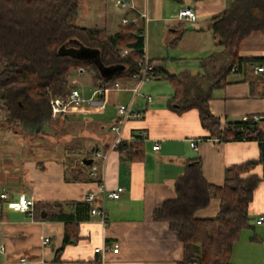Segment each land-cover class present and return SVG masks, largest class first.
Masks as SVG:
<instances>
[{"label": "crops", "instance_id": "1", "mask_svg": "<svg viewBox=\"0 0 264 264\" xmlns=\"http://www.w3.org/2000/svg\"><path fill=\"white\" fill-rule=\"evenodd\" d=\"M125 1L131 2L135 10H122L118 27L123 19L144 22L146 58L161 63L171 74L198 75L203 73L205 60L220 51L210 29L211 20L234 0ZM185 8L195 12L194 21L180 17ZM140 14H147V20L140 18ZM117 31L118 28L107 34ZM177 38L178 42L173 44ZM239 56L264 58V32L257 31L245 38L240 44ZM229 81L230 84L216 88L209 101L211 113L223 127L227 122L241 121L245 116L264 114V73H257L255 67L248 68L236 73ZM120 83L123 90H116L113 85L109 87L104 106L73 105L58 117L82 119L93 125L97 133L85 136L94 141L92 148L85 146L83 137L72 136L71 140L68 138L69 144L62 146L63 158L37 159L32 154L36 151L34 142L31 155L24 150L13 154L0 143V196L9 192L12 199L25 195L35 203L67 205L83 202L88 194H95L94 208H104L107 214L106 225L100 216L93 214L88 220L72 224L77 226L72 232L77 233V239L65 245V222L14 212L0 198V264H22L23 258L33 264H98L101 253L97 254L96 250L114 243L119 251H108L105 264H183V243L167 222L155 221L153 214L163 203L176 199V183L184 173L185 164L196 158L202 161L207 183L219 187L224 186L229 167L256 163L243 175L245 180L255 178L259 182L252 191L249 205L250 225L233 245L231 263L264 264V225L256 224L264 212V160L260 144L257 141L209 139L210 132L203 127L199 110L191 109L182 114L173 111L171 102L176 93L169 80L140 83L131 78ZM71 85L77 90L74 84ZM134 88L139 89L138 94L132 91ZM95 89L93 84L90 93H80L88 99ZM121 105L143 114V118H132L125 123L123 139L130 142L143 131L149 136L148 140L137 142L142 145V152L134 159L113 148L116 135L110 127L120 117L118 109ZM0 113V139L10 128L15 137L21 135L27 140L45 138L48 132L46 127L42 133L28 134L26 126L18 122L9 127L7 111L2 104ZM93 117H100L105 122L93 121ZM155 145L160 146L159 151L153 150ZM94 151L104 156L96 162L105 194L120 187L125 189L117 200L104 198L96 180L73 181L74 172L78 170L67 169L69 164L74 166L73 160H83ZM68 152H73L70 154L74 156H68ZM90 172L87 168L84 176L90 178ZM220 208V199L212 198L207 207L195 213V217L214 219ZM70 210L71 206L63 208L65 213ZM46 238L50 239L49 244H44Z\"/></svg>", "mask_w": 264, "mask_h": 264}, {"label": "trees", "instance_id": "2", "mask_svg": "<svg viewBox=\"0 0 264 264\" xmlns=\"http://www.w3.org/2000/svg\"><path fill=\"white\" fill-rule=\"evenodd\" d=\"M79 12L80 0H0V104L6 108L9 127L18 122L32 135L44 132L52 119L51 97L65 96L75 89L69 81L72 71L89 73L96 88L110 87L116 81L141 74L139 62L146 56L144 22L120 25L116 33L107 34L78 26ZM210 29L220 51L205 60L202 74H171L161 63L147 59L145 77L169 80L176 93L171 102L173 111L182 114L199 110L201 123L210 132L209 139L257 141L264 160L261 123L250 117L248 121L227 122L223 127L209 108L213 91L231 83L230 74L264 62V58L239 56L245 38L257 31L264 32V0L232 1L225 11L212 18ZM80 46L98 50L104 67L124 66L125 70L112 78L103 76L94 62L67 53V49ZM125 50L128 54L123 56ZM137 142H124L115 149L134 159L142 152V145ZM95 153L85 158L94 159ZM73 162L74 166L67 167L68 171L72 167L78 170L73 181L102 182L99 175L84 176L90 166L82 164L81 159ZM255 166L256 163H247L229 167L225 184L219 187L205 180L200 158L185 164L184 173L176 183V199L163 203L153 214L155 221L167 222L183 243V264H232V248L250 225L249 205L259 182L255 178L245 180L243 175ZM212 198L221 201L217 217L197 219L195 213L207 207ZM65 206H71L72 210L65 213ZM93 208V203L85 201L67 205L37 202L34 216L65 222L66 245L77 239V233H72L77 226L72 224L88 220Z\"/></svg>", "mask_w": 264, "mask_h": 264}, {"label": "built area", "instance_id": "3", "mask_svg": "<svg viewBox=\"0 0 264 264\" xmlns=\"http://www.w3.org/2000/svg\"><path fill=\"white\" fill-rule=\"evenodd\" d=\"M116 5L119 8H121V10H126V9L135 10V6L131 2H128L125 0H116ZM180 17L185 18L186 20H189V21H194L196 15L192 9L185 8L181 11ZM140 18L147 20L148 16H147V14H140ZM136 22H137V20L130 21L128 19H123L122 25H127L129 23H136ZM127 54H128L127 51L123 52V56H126ZM139 67L141 69V74L132 76V79H137V80H139L140 83H143V82L147 81V79L145 77L147 69H148L146 56H144L142 58V60L139 62ZM255 70L257 73H264V62L257 65L255 67ZM112 87L115 88L116 90H123L124 89L122 87L120 81H116ZM109 89H110L109 87H97L95 89V91L93 92V95L88 99H85L81 95L80 91H78V90H73L65 96L51 97V99H50L51 117L52 118L60 117L62 114L67 112L71 108V106H73V105L79 106V105L86 103L89 106L102 107L105 104V95ZM132 91H134L136 94L139 93V89H137V88L132 89ZM118 111H119L120 117L110 127L111 132L116 135L115 140L113 142V148L114 149L116 148L117 145L122 144L124 142H127L122 137V128L124 127L125 123L132 118H135V119L143 118V114L141 112L133 110L131 107H129L127 105L119 106ZM250 117L255 122L261 123L264 127V114L263 115L245 116L242 118V121H248L250 119ZM137 136L139 138H137V139L133 138V140H131L130 142H135V141L144 142V141L148 140V138H149L147 132H145V131L139 133ZM159 149H160L159 145H155V147L153 148L154 151H159ZM100 158L103 160L104 156L101 155L99 152H96L94 155V159H93L94 162L90 166V169H91L90 176L92 178L98 177L99 164L96 162V159H100ZM100 186H101V189L103 190L104 198L106 197V198L117 200L122 196V194L125 191L124 188L120 187L115 191H111V192L105 194L103 182L100 183ZM0 198L6 203V206L9 210H12L14 212L29 213L31 215L34 214L35 201L32 198H29L25 195H21L17 199H12L9 192L3 193L0 196ZM84 201L88 202V203H93L96 201V195L95 194H88L84 198ZM91 213L93 215L100 216L102 223L104 225H106L107 214H106L104 208H102V209L93 208ZM256 224L258 226L264 225V212L262 214H260L259 218L256 221ZM49 243H50V239L46 238L44 241V244H49ZM108 251L118 252L119 247L117 244L114 243V244H109V245L105 246L102 250H100V249L96 250L97 254L101 253V259L99 260L98 264H105V255ZM21 263L22 264H33L32 262H30L29 260H27L25 258H23L21 260ZM41 264H47V263L42 262Z\"/></svg>", "mask_w": 264, "mask_h": 264}, {"label": "rangeland", "instance_id": "4", "mask_svg": "<svg viewBox=\"0 0 264 264\" xmlns=\"http://www.w3.org/2000/svg\"><path fill=\"white\" fill-rule=\"evenodd\" d=\"M122 16V10L115 5V0H80V12L76 20L78 26L98 29L104 33L114 32L120 24ZM107 20V24H105ZM107 26V27H106ZM106 27V28H105ZM240 74V73H239ZM236 73L230 74L228 78H232ZM70 82L76 86V89L83 93H90L93 90V82L91 75L89 73L80 74L77 71H72L70 74ZM1 115V113H0ZM93 121H98L100 123L105 122L101 120L100 117L91 118ZM48 132L45 138L37 137L33 140H27L26 137L13 135V128L7 129L4 137L0 139V143L4 147L9 149L11 153L23 152V150L31 155V148L33 142L36 144V151L34 153L37 159H53L63 158L62 146L69 144V137L74 136L76 138L83 137V143L86 144L88 148H92L94 141H90V137H85L89 133H97V129L89 124L87 121L82 119L70 118L65 120L63 118H52L48 121ZM108 133L107 128H105V134ZM28 134H31L30 132ZM79 140L77 139L76 142ZM1 152V149H0ZM73 152H68V156H74L70 154ZM81 158L80 155L77 156ZM39 161V160H38ZM1 193V190H0Z\"/></svg>", "mask_w": 264, "mask_h": 264}, {"label": "water", "instance_id": "5", "mask_svg": "<svg viewBox=\"0 0 264 264\" xmlns=\"http://www.w3.org/2000/svg\"><path fill=\"white\" fill-rule=\"evenodd\" d=\"M67 53L76 58L94 62L99 66L103 76L107 78L115 77L116 75L120 74L125 70L124 66L104 67L102 65L100 52L96 49H90L84 46H80L79 48L67 49ZM93 162L94 160L89 158H84L82 160V163L87 167L91 166Z\"/></svg>", "mask_w": 264, "mask_h": 264}]
</instances>
